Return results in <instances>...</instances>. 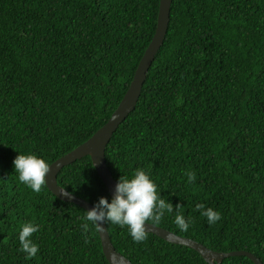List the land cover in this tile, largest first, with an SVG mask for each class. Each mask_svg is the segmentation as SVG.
<instances>
[{"label": "trees", "instance_id": "1", "mask_svg": "<svg viewBox=\"0 0 264 264\" xmlns=\"http://www.w3.org/2000/svg\"><path fill=\"white\" fill-rule=\"evenodd\" d=\"M159 1L0 0V264H109L95 226L80 227L86 210L46 184L37 193L20 183L13 159L36 154L50 165L105 124L154 34ZM105 159L116 181L148 170L191 221L182 232L173 212L155 225L264 264V0H173L163 43ZM57 183L92 205L111 199L89 156L62 167ZM197 203L221 219L210 225ZM28 222L40 225L31 259L18 240ZM106 227L132 264H209L152 233L136 243L126 227Z\"/></svg>", "mask_w": 264, "mask_h": 264}, {"label": "clouds", "instance_id": "2", "mask_svg": "<svg viewBox=\"0 0 264 264\" xmlns=\"http://www.w3.org/2000/svg\"><path fill=\"white\" fill-rule=\"evenodd\" d=\"M13 168L18 174L19 182L37 193L46 184V174L50 171L49 163L36 154L17 153L13 159ZM185 175L189 183L196 179L192 171ZM181 207L177 204L174 210L172 203L158 192L150 172L137 168L130 176H120L115 185L114 196L110 200L102 196L86 211L80 227L85 233L89 231L90 224L97 231H103L105 225L111 223L126 227L133 242L140 243L147 239L146 225L149 221L152 225L159 224L166 214L173 212L177 213L174 222L178 229L187 232L191 221L179 213ZM195 209L210 225L221 219L219 211L206 207L203 203H197ZM39 231L40 225L36 223L28 222L21 226L18 240L20 250L26 254L27 259L35 257L39 251V245L32 239L33 234Z\"/></svg>", "mask_w": 264, "mask_h": 264}, {"label": "water", "instance_id": "3", "mask_svg": "<svg viewBox=\"0 0 264 264\" xmlns=\"http://www.w3.org/2000/svg\"><path fill=\"white\" fill-rule=\"evenodd\" d=\"M172 1L173 0L159 1L154 34L136 67L129 87L115 110L112 112L110 118L86 141L75 147L73 150L60 156L50 164V171L46 174V186L58 199L76 204L86 211L93 207L90 202L72 194L57 183V174L61 168L84 156L90 157L91 162L103 181L109 195L111 198L114 196V189L117 181L113 178L111 171L106 164L105 147L117 127L136 105L142 86L146 80L147 71L158 49L162 45L167 32ZM146 230L148 233H152L169 243L184 245L195 250L209 264H221L223 259L231 256H246L252 260L254 264H262L260 259L250 252L243 250L232 252L214 251L196 240L179 236L168 229L158 225H152L150 222L146 225ZM98 234L101 241L102 251L109 264H132L130 260L116 251L110 240L106 225L103 231H98Z\"/></svg>", "mask_w": 264, "mask_h": 264}]
</instances>
